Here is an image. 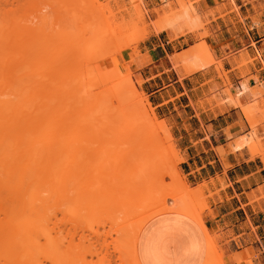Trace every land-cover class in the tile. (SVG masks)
Instances as JSON below:
<instances>
[{"label":"rangeland","instance_id":"obj_1","mask_svg":"<svg viewBox=\"0 0 264 264\" xmlns=\"http://www.w3.org/2000/svg\"><path fill=\"white\" fill-rule=\"evenodd\" d=\"M200 1L201 0H0V10L3 11V13H0L1 20H4L5 17L8 19H5L6 24H2L3 27H6L7 21L10 22L6 27L7 29L4 28V32L2 31L4 35V45L7 44L3 46V52L6 48L4 55H8H5L6 57L4 56V60H8V63L11 61L9 65L13 67L9 69L13 73H17V70H19L21 74L22 71L27 69V65L24 67L22 64L24 62L25 64H29L28 68H30V72H25H32V75H34L33 78H35V85H37L39 76L45 77V85L43 91L40 90V92L45 94L46 89L47 93L45 95H50L52 92L54 95V98L50 99L51 102L49 100L51 104L49 103L50 105L47 107L45 113V117L48 121L52 119V116L56 113L55 111L63 106L64 103H72L76 100H78V103L79 100H82V96L86 98V96L89 97L92 95L91 92L97 94L100 90H105L101 92L103 93L101 96H104L103 98L106 97L104 101L107 99L108 101L106 102L109 104L107 105L111 106V108L117 107V102L119 100L116 101L115 97L119 92H124L125 97L128 96V99L132 94L131 97L135 96L132 102L135 101L134 106H136V109L133 110V103L130 104V100H128L130 101L128 104L131 106L133 113L135 112V117L138 113L141 115V117L138 115L140 117V119L138 118L139 120H137L139 126L135 129H130L122 122L110 121L101 124L95 123V125H93L94 123H89L88 125L87 123H83L79 126H77L78 123L72 122L65 127V129H75L78 127L80 130L78 131L79 133L76 139L71 138L72 140L70 139V142L68 141L69 139H66L67 137L65 139L62 138L66 143L61 142L62 139L59 140L60 142L47 139L48 141L43 143L45 148L43 146H40L39 149L38 147L35 148L37 153L34 156L40 155V152L42 155V152L46 151L42 149H47L48 153L45 154L43 152L44 155H42V157L38 156L41 158H39L38 162L36 160L33 161L35 162L34 168H36L37 171L34 169L36 173H33V176L30 175L33 179H27V181L30 180L29 183L27 182L29 187L24 186L25 189H23L24 187H17L15 190L13 188V190L19 193L25 190L22 194L26 191H30L26 190V188L33 189L34 192L35 190H39V194L36 193L39 196L35 195L38 198L33 202V204L35 203L39 207V209H36L35 206H33L38 214H34L37 212L34 211L33 213V207H29L30 209H24L26 213L27 210H30L29 214L22 213V217L18 216L22 219L24 215H27L24 217L25 219L23 218L24 221L22 219L23 222L18 218V222L15 223L13 221L15 224L20 222L22 225L13 226V223V225H11V223H8L9 221H6L9 224L8 226L7 223L4 222L6 219H10L8 215H5L8 209L6 211L4 210L9 206L6 205L9 202H4L9 199V196H12L11 193L14 194L16 192H12L10 189L9 191L7 190L8 192L6 191L7 194H5L4 197L6 196L7 198L3 197L5 200L3 199L4 201L1 200L0 202V210L2 211L4 209L0 213V217L4 219L3 217L7 216L3 222L0 219V222L6 224V228L2 225L0 229L2 230L0 231V237H2L0 239V264H131V256L127 251V234L129 227L122 233H112L111 236L107 238V243H103L100 237L102 236L101 233L103 229L102 219L104 217L103 212H105L103 211L104 206L110 201L112 202V200L115 201L118 199L119 195L122 197L121 199H123V194L127 193L126 190L129 189H131V191L133 189L132 195L135 208L143 201L148 202L151 207L163 205L169 207L178 203L192 206L194 210L199 213L201 218L203 217V212L207 208L206 196L203 194L200 186L192 188L183 175L180 169V163L183 161V158L179 145L175 142L173 137L171 138L168 125L157 116L147 96L140 89L141 79H135L133 70L128 66L130 64L129 60L137 51L138 45L143 43L151 34H159L161 39L164 38L172 42L181 35L196 33L198 36L197 42L193 46H189L180 53L171 56V61L174 56L177 58L176 63L172 61L174 68L180 72L181 75H192L195 72H206L209 67L213 66L216 73L215 76H211L209 73L201 74L198 76L200 79L199 82H202L203 86H208L214 78H224V92L227 94L228 102L233 104L234 101H237V95L240 89H236L235 96L231 95V84L228 81L227 72L223 69L221 60L216 59L212 47L206 41L209 33L205 29V25L209 23V19L205 13L203 14L201 12L204 7ZM122 15L125 16V22H128V25H126L129 27L124 33V36L131 39L133 42L129 44L127 49H122V47H120L121 49L118 48V50H120L118 51L116 47L113 46V42H115L116 39L110 41L108 39L109 34L104 35L103 33H109L108 31L110 30L112 32L113 29L119 25ZM13 18L15 19L14 21L16 23L14 24L16 25L11 23ZM129 22L131 24H129ZM153 25H158L160 28L158 33H152ZM5 33L7 34L5 35ZM106 40L108 41L104 43ZM204 42L207 44V48L200 50L199 46L204 44ZM108 44H110V46ZM104 45L105 48H109L113 63L112 59H109L110 52L108 50L104 51V53L106 52L108 55L103 52L101 53V49ZM8 46L9 48H7ZM97 47H100V49ZM95 48H97L96 52L92 50ZM89 49H91V51H89ZM110 49L113 50V52ZM9 50L11 51L9 52ZM98 53L101 54L98 55ZM211 54L213 58H211ZM122 55L125 56L123 57ZM11 56L14 60L11 59ZM107 59L111 60L110 69H114L113 73H111V76L113 75L112 81L105 79L111 78L106 74L109 73L107 71L109 70L108 65H110L109 63L107 65ZM196 61H201V64H203L202 67L195 72L187 74L182 73L184 65H191ZM18 62L21 63V66ZM246 63L247 61L243 60L240 65ZM16 64L17 66H15ZM114 65L115 67L113 68ZM106 66L107 71L105 70L104 73L102 69H106ZM98 70L100 72H98ZM91 72L94 73L91 74ZM95 73L98 74V76H101L99 75L100 73L103 75L106 74L104 76L105 78L102 75L104 80L101 77L99 78L100 81L96 82L95 79H98V77L94 76ZM79 77L85 78H83V82L87 81L89 78L96 77L93 79L97 84L100 82L98 85H101V83L104 84V81L108 84H104L105 86L102 84L101 87L98 86L99 88L94 84L96 87L94 88V86L91 85L92 79L91 82L89 81L90 84L85 82V84L83 83L84 85H81L86 86V89L88 85H91L92 89L90 91L87 90V94L85 92L81 94L80 91L76 93L77 90L74 87H77V82H81L82 80H78ZM114 81L117 82L115 83ZM130 83L131 85L133 84V86H131ZM111 84H113L112 86L115 90H119L118 93L115 91L111 93L110 90L112 87L106 92L108 89L106 87H109ZM116 84H119L117 85L118 87H116ZM65 91L68 94H65ZM128 92L131 94H128ZM89 93L91 95H89ZM120 93L118 94L119 96L122 95H120ZM76 96L79 99L75 98ZM126 100L122 99V101ZM246 100L247 101H244V103L240 102V105L238 103L246 126L242 134V142L236 145V149H242L248 146L246 147L247 153L250 154L252 152V156H248L247 159L256 158L259 161L258 164L263 166L264 89L261 86L259 88H254L251 91L250 97ZM77 105L79 106L80 104L78 103ZM115 113H117V108L115 109ZM73 114L75 113L69 115L72 116ZM106 116L109 115L107 114ZM106 116L104 115L105 118H107ZM113 116H116V114ZM142 117L144 118L143 120ZM58 120L59 119H57V121ZM48 127L49 131L50 128L55 130L57 123L56 125L49 124ZM56 130L54 132H56ZM59 130L60 128H58V131ZM233 141L228 142L221 148L227 147L228 153H234L235 151H233V147L230 144ZM77 148H81V150L77 151ZM33 153H35V151ZM46 158L48 159L46 162L47 166H41L42 168L45 167L44 170H42V168L39 169L40 167L37 168L41 164L44 165L46 161L44 159ZM24 159L22 160L23 163L28 162L26 161L27 159L25 161ZM14 165L15 164L12 163L11 166ZM126 168L127 171L125 170ZM136 168L140 169V172L137 173L141 175L140 178H142V180H140L142 182L138 179L139 176L137 178L135 173L138 182H136L135 176L133 175L132 177H134L133 180L135 185L127 189L124 187V184L122 185V183H125L124 181L126 179L121 182V176H124V174L128 172L129 173L126 175H131L130 172H135ZM143 173H145V175ZM35 175L38 177L40 176L41 182L34 177ZM98 175L99 178H97ZM130 177L128 176V180ZM90 178L92 181H90ZM103 178L105 181L102 180ZM35 179L37 183H35ZM117 179H119V181ZM3 181L5 182V180ZM13 181H15V178L12 182ZM96 182L98 183L95 184ZM116 185L118 186L114 187ZM123 187L126 190L123 189ZM185 188L189 190V195H191L189 198L188 196L183 197L182 191ZM115 189L117 192H115ZM1 191H3V186L0 188V198L3 196ZM33 191L30 192L34 193ZM113 192H115L118 197ZM28 194L30 193L28 192ZM34 197L32 198L35 199L36 197ZM110 197L112 198L111 200ZM11 198L10 201L12 200ZM163 198H165V200ZM106 199H109V202H107L108 200ZM111 202L109 205L113 204ZM4 204L6 208H4L5 206L3 207ZM96 206L98 207L96 208ZM127 207L128 205L124 202L111 205V210H109L111 211V226L113 229H115L117 223H121L128 218L125 216ZM9 211L10 210H8V212ZM12 218H14L13 215L11 216V219ZM31 219L33 220L32 228V223L28 222L30 227H28L26 233L24 225L27 223V220L30 221ZM132 221L133 218L130 217L127 220V222ZM29 228H31V231H29ZM206 235L209 236L208 234ZM208 254L212 256L209 258V264H218L219 257H224L218 245L208 250ZM119 257H122V259H119Z\"/></svg>","mask_w":264,"mask_h":264},{"label":"crops","instance_id":"obj_2","mask_svg":"<svg viewBox=\"0 0 264 264\" xmlns=\"http://www.w3.org/2000/svg\"><path fill=\"white\" fill-rule=\"evenodd\" d=\"M200 3L209 19L206 41L227 72L231 95L240 89L237 101L228 102L224 78L216 77L208 86L199 82L201 74L215 76L213 66L192 75L174 68L171 56L193 46L196 33L172 42L151 34L138 45L128 66L179 145L183 175L206 196L203 222L223 258L229 264H264V164L247 159L252 156L248 146L236 149L246 126L238 106L254 88L264 89V0ZM243 60L247 63L240 65ZM230 141L234 153L221 148ZM149 220L136 240L139 264L205 263L207 235L193 219L164 213Z\"/></svg>","mask_w":264,"mask_h":264},{"label":"bare ground","instance_id":"obj_3","mask_svg":"<svg viewBox=\"0 0 264 264\" xmlns=\"http://www.w3.org/2000/svg\"><path fill=\"white\" fill-rule=\"evenodd\" d=\"M0 13H3V11H1L0 10ZM3 15V14H2ZM3 17V16H2ZM4 18V17H3ZM2 18V19H3ZM5 19L6 20H8L6 17H5ZM1 20V17H0V185H2L3 186V191H4V193H3V191H1L2 192V197L0 198V202H1V200H3L5 197H4V195L5 194H7V192L9 191V189H10V191H12V192H16V193H11V197L9 196V199H7L4 203H7V202H9V203H7L6 205L8 206L7 208H6V206H5V204L3 205V207L4 208H6L4 211H6L7 209L8 210H10L9 212H8V210L6 211V214L5 215H8L9 217L8 218H10V219H6L5 220V217H7V216H5V217H3L4 219H1V217H0V219L2 220V222H3V220H5L4 222L5 223H7L6 221H9L8 223H11V225H13V226H19V225H22V224H20V222L19 223H17V224H15L16 222H18L19 220H17V218L18 219H20L19 217H22L23 216V214L24 213H26V209H28L29 207L30 208H32L33 206H35V208L36 209H39V207L37 206V204H33V202H35V200L38 198V197H36L35 195H37V196H39L38 194V191H36L35 190V192L33 191V189L31 190V189H27L26 188V190H30V191H33L34 193H32V192H30V191H26L24 194H22L25 190H23V192L21 191L20 193L18 192V191H14L17 187H19V188H22V187H24V186H27V187H29L27 184L29 183V181L31 180V179H33V177H31L30 175H32L33 173H36V172H34V169L36 170V168H34V165H35V162H33V161H39V158L40 157H38V156H41L42 157V155H44L43 154V152L46 154V153H48L47 152V149H42V150H46V151H43L42 152V155H41V152H40V155H37V156H34V155H36V153H37V150L35 149L36 147H38V149H39V147L40 146H43V143H46L48 140L47 139H53V140H56V142H60L59 140H61L62 138L63 139H65L66 137V139H69L68 141H70V139L72 138V139H76V137H77V135H78V131L80 130V129H78V127H76L75 129L73 128V129H68V130H66L65 129V127H67L68 125H70V123H72V122H76V123H78V125L77 126H79L80 124H83V123H87V125L89 124V123H91V124H93V125H95V123H108V122H122L123 124H126L130 129H135L136 127H138L139 125H138V121L137 120H139L140 119V117H141V115L138 113H136L137 115H136V117L134 116L135 114V112L133 113V110H135L136 109V106H134L135 104H134V102H132V99L135 97L134 95V97H131L132 96V94L131 93H129L128 92V94H131V96L129 97V99H128V96L127 97H125V93L123 92V93H120L119 92V90L116 88V87H118L117 85H119V84H116V89L117 90H115L114 88H113V84H111L109 87H106V88H108L107 90H106V92L107 91H109V89L111 88V93H113L114 91L115 92H119L120 93V95L121 96H119L118 94H117V96H119V97H115L116 98V101L117 100H119L117 103H118V105H117V107L115 106V107H112L111 108V106H108L109 104L106 102V101H108L107 99H106V101H104L105 100V98H103L104 96H101L103 93H101L102 91H105V90H100L97 94L94 92V93H92L91 92V94L89 93V95H91V96H86V98L84 97L83 98V96H82V100L80 101L79 100V106L77 105L78 103H77V101L78 100H76V101H73L72 103L70 102V103H67V104H63V106H61L58 110H56L55 112L56 113H54V115L52 116V119L50 120V121H48L47 120V118L45 117V113H46V110H47V107H49V105L51 104L50 102H51V100L50 99H53L54 97V95H53V92H52V94H48V95H45L47 92H46V89H45V94L43 93V92H40V90H42L43 91V88H44V85H45V77L44 76H39L38 77V80H37V85H35V78H33L34 77V75H32V72L31 73H29L30 72V68H28V65L29 64H25V62L22 64L24 67L26 66L27 67V69H25L24 71H22V73L20 74V71L19 70H17V73H13V72H11L10 71V65H9V63L11 62V61H9V63H8V60L6 61V60H4V56L5 55H7V54H5L4 55V52H5V50H6V48H5V50H4V52H3V46H6L7 44H5L4 45V35H3V33H2V31L4 30V28H6L7 26H8V24L10 23L9 21H7V25H6V27L4 26L3 27V25H5L6 23V20ZM15 19L13 18L12 19V21H11V23H16L15 21H14ZM14 21V22H13ZM2 22H4V23H2ZM128 23V22H127ZM126 22H125V16L124 15H122L121 16V19H120V22H119V25L115 28V29H113V31L111 32V30L110 31H108L109 33H107V32H105V33H103L104 35H106V34H109V40L110 41H113V39L115 40L116 39V43L115 42H113L114 43V45L113 46H115L116 47V49L118 50V48L119 49H121L120 47H122V49H127V47L129 46V44L130 43H132L133 41L131 40V39H128V38H126L125 36H124V33L127 31V29L129 28V27H127V24ZM3 24V25H2ZM127 24V25H126ZM129 24H131L130 22H129ZM14 25H16V24H14ZM133 26V25H132ZM12 27H13V25H12ZM108 27V26H107ZM7 29V28H6ZM10 29V28H9ZM13 29H15V28H13ZM109 29V28H108ZM8 31H10V30H8ZM153 31L154 32H156V33H158L159 31H160V28L158 27V25H153ZM4 32V31H3ZM7 32V31H6ZM9 33H13V32H9ZM7 33H5V35H6ZM8 36V35H7ZM100 36V35H99ZM104 37V36H103ZM102 37V38H103ZM124 37V38H123ZM106 39H107V37H106ZM104 40V39H103ZM6 41V40H5ZM9 41V40H8ZM98 41V40H97ZM108 40H106L105 42L104 41H102V42H104V43H106ZM12 42V41H11ZM101 42V43H102ZM136 42V41H135ZM9 44V43H8ZM12 44V43H11ZM14 44V43H13ZM111 44V43H110ZM110 44H108L109 46H110ZM102 45H103V43H102ZM10 46V45H9ZM9 46L7 47V48H9ZM12 46H14V45H12ZM101 46V45H100ZM112 46V47H113ZM111 47V48H112ZM29 48V47H28ZM93 48V47H92ZM97 48H99L100 49V47H97ZM97 48H95V49H92V50H95V52H96V49ZM105 45H104V47L101 49V53L103 52L104 53V51H106V50H108L109 51V48L107 47V48H105ZM204 48H207V44L204 42V44H201L200 46H199V49L201 50H203ZM115 49V50H116ZM12 50V49H11ZM11 50H9V52L11 51ZM111 50V49H110ZM89 51H91V49H89ZM112 52H113V50H111ZM118 51H120V50H118ZM98 52V51H97ZM110 52V51H109ZM117 52V51H116ZM12 53V52H11ZM101 53H98V55L99 54H101ZM106 53V52H105ZM104 53V54H105ZM122 53H124V52H122ZM10 54V53H9ZM14 54V53H13ZM95 55V54H94ZM106 55H108V53H106ZM110 55H112L111 54V52L109 53V57H110ZM114 55V54H113ZM8 56V55H7ZM13 56V55H12ZM11 56V57H12ZM14 56H15V54H14ZM97 56V55H96ZM123 56V55H122ZM125 56V55H124ZM123 56V57H124ZM6 57V56H5ZM99 57V56H98ZM106 57V56H105ZM109 57H107V58H109ZM112 57V56H111ZM109 58V59H112V63H113V58ZM10 58V57H9ZM15 58H16V56H15ZM102 58V57H101ZM126 58V57H125ZM211 58H213V55L211 54ZM11 59H13V57L11 58ZM98 59V58H97ZM109 59H107L108 60V62L106 61V63H107V65H108V63L110 64V65H108V71H107V66H106V69L104 68V69H102L103 71H104V73H105V70L107 71V72H109V73H106L107 74V76H109V77H111V78H109V79H107V78H105L104 76L106 75H103V74H99V75H101V76H98V74H96L95 73V75L94 76H97L98 77V79H95L96 80V82H98V81H100V79L99 78H101L102 77V75H103V77L106 79V80H113L112 79V76H111V73H113V70H111L110 69V66H111V60H109ZM10 60V59H9ZM14 60V59H13ZM20 61V60H19ZM26 61V60H25ZM172 61H173V63H176L177 62V58L174 56L173 58H172ZM202 61V60H201ZM201 61H196L195 63H193V64H188V65H184L183 66V68H182V72L183 73H185V74H187V73H191V72H195V71H197L200 67H202V65L203 64H201ZM13 62V61H12ZM15 62V61H14ZM17 63V62H16ZM18 63H20V62H18ZM21 63H22V61H21ZM21 63H20V66H21ZM28 63V62H27ZM115 63H116V61H115ZM13 64V63H12ZM205 64V63H204ZM19 65V64H18ZM15 66H17V64L15 65ZM13 67V66H12ZM11 67V68H12ZM94 67H95V65H94ZM115 67V65L113 66V68ZM16 68H18V67H16ZM99 68V67H98ZM204 68V67H203ZM20 69V68H19ZM95 69H97V68H95ZM129 69V68H128ZM202 69V68H201ZM99 70H100V68H99ZM98 70V72H100ZM117 70V69H116ZM12 71H13V69H12ZM25 71H29V72H25ZM92 71H94V70H92ZM25 72V73H24ZM97 72V73H98ZM102 72V71H101ZM128 72V71H127ZM27 73H29V74H27ZM94 73V72H93ZM92 72H91V74H93ZM32 76H31V75ZM90 74V75H91ZM114 75H116V74H114ZM126 75V74H125ZM84 76V75H83ZM88 76V75H87ZM92 76V75H91ZM128 76V75H127ZM103 77H102V79H103ZM84 78V77H83ZM83 78H81V77H79V79L78 80H80V79H82L81 80V82L80 81H78L77 82V87H74V88H76V93L78 92V91H80L81 92V94L82 93H86V92H88V91H90L91 89H92V87H91V85H93L94 86V84H96V87H101L102 86V84L103 83H101V85H98L96 82H95V80L93 79V78H96V77H93V78H89V79H87V81H84L83 82ZM113 78H115V77H113ZM85 79V78H84ZM93 79V81L91 82V80ZM116 79V78H115ZM104 80V79H103ZM117 80V79H116ZM128 80V79H127ZM89 81L91 82V85L89 86L88 85V87H87V89H86V86H81V85H84L85 84V82L87 83H89ZM111 81H110V83H111ZM93 82H95V83H93ZM115 82V81H114ZM117 82V81H116ZM115 82V83H116ZM126 82V81H125ZM130 82V81H129ZM84 83V84H83ZM107 83V82H106ZM105 83V81H104V84H106ZM119 83V82H118ZM124 83V82H123ZM128 83V82H127ZM90 84V83H89ZM103 84V85H104ZM108 84V83H107ZM130 85H131V83H130ZM105 86V85H104ZM131 86H133V84L131 85ZM85 87V88H84ZM90 87V88H89ZM95 86H94V88H96ZM98 87V88H99ZM89 88V89H88ZM38 89V90H37ZM114 89V90H113ZM86 90V91H85ZM88 90V91H87ZM121 91V90H120ZM106 92H104V93H106ZM134 92V91H133ZM101 93V94H100ZM65 94H68V93H66V91H65ZM78 94H80V93H78ZM87 94V93H86ZM94 94H96V95H94ZM74 95V94H73ZM96 96V97H95ZM106 96H107V94H106ZM52 97V98H51ZM95 97V98H94ZM122 97V98H121ZM123 97H125V98H123ZM75 98H77V96L75 97ZM74 98V99H75ZM91 98V99H90ZM93 98V99H92ZM119 98V99H118ZM131 98V99H130ZM77 99H79V98H77ZM122 99L124 100H126V101H122ZM139 99V98H138ZM49 100H50V102H49ZM121 100V101H120ZM128 100H130V101H128ZM128 102H130V104H132L133 106H132V108H133V110H132V108H131V106L128 104ZM50 103V104H49ZM125 103V104H124ZM70 104V105H69ZM108 104V105H107ZM128 104V105H127ZM69 105V106H68ZM75 105V106H74ZM115 105V104H114ZM68 106V107H67ZM117 108V113H115V109ZM68 111H71L72 113H75V114H73L72 116L71 115H69V114H72L71 112H68ZM75 111V112H74ZM114 111V112H113ZM111 115L110 117H111V119H110V117L109 116H106V115ZM114 114H116V116H113ZM147 114V113H146ZM75 115V116H74ZM104 115L107 117V118H105L104 117ZM140 117H139V116ZM138 116V117H137ZM70 117H71V119H70ZM74 117V118H73ZM53 118H55V119H53ZM59 119L58 121H57V119ZM137 118V119H136ZM139 118V119H138ZM74 119V120H73ZM144 118L142 117V120H143ZM141 120V121H142ZM54 121V122H53ZM55 121H56V123H57V127L58 128H60V130L58 131V128L56 127L55 128V130H56V132H57V134H56V132H54L55 130L53 129V128H50V131L48 130V125L49 124H55L56 125V123H55ZM60 121V122H59ZM69 121H71V122H69ZM143 122V121H142ZM140 124V123H139ZM78 129V130H77ZM52 130V131H51ZM62 130V131H61ZM66 130V131H65ZM70 135V136H69ZM50 136H51V138H50ZM61 140V142H65V140ZM71 139V140H72ZM58 140V141H57ZM71 142V141H70ZM69 142V143H70ZM66 143V142H65ZM68 143V142H67ZM38 144V145H37ZM44 147V146H43ZM65 147H66V145H65ZM45 148V147H44ZM47 148V147H46ZM78 150H81V148H77V151ZM259 150V149H258ZM35 151V153H33ZM38 154H39V151H38ZM46 156H48V155H46ZM24 158H26V159H24ZM45 158V157H44ZM24 159V161L26 160V161H28V162H24L23 163V160ZM41 159V158H40ZM43 159V158H42ZM44 160H46L45 161V163H44V165H40V166H38L37 168H39V169H41L42 167L41 166H47V164H46V162L48 161V159L46 158V159H44ZM32 162V163H31ZM42 162V161H41ZM12 163H14L15 165L14 166H11L12 165ZM40 163V162H39ZM33 164V165H32ZM38 164V163H37ZM39 165V164H38ZM44 168L45 167H43L42 168V170H44ZM48 168V167H47ZM41 170V171H42ZM47 170V169H46ZM126 171H127V168L125 169ZM132 170V169H131ZM136 171L135 172H130L131 173V175H126V174H128V173H125L124 174V176H121V182H123V180L124 179H126L124 182L125 183H122V185L124 184V187L125 188H131V187H133L135 184V182H134V177H132L133 175L135 176V173H136V175H137V178H138V176H139V180L141 179L142 180V178H140L141 177V175L140 174H138L137 172H140V169L139 168H136L135 169ZM137 170H139V171H137ZM37 171V170H36ZM48 171V170H47ZM102 172H104V171H102ZM175 172V171H174ZM43 173V172H42ZM41 173V174H42ZM46 173H48V172H46ZM45 173V174H46ZM91 173V172H90ZM96 173V172H95ZM38 174V173H37ZM105 174V173H104ZM114 174V173H113ZM141 174H142V172H141ZM144 175H145V173H143ZM175 174V173H174ZM40 175V174H39ZM48 175V174H47ZM90 175H92V174H90ZM101 175V174H100ZM106 175V174H105ZM115 175V174H114ZM30 176V177H29ZM33 176V175H32ZM43 176H44V174H43ZM119 176V177H120ZM128 176L130 177V179L128 180ZM6 177V178H5ZM27 177H29V178H27ZM35 178H37V180L39 181L41 178H39L37 175H35L34 176ZM125 177H127V178H125ZM142 177H143V175H142ZM146 177H147V175H146ZM4 178V179H3ZM14 178H15V181H13L12 182V180H14ZM39 178V179H38ZM97 178H99V175H98V177ZM116 178V177H115ZM118 178V177H117ZM132 178V179H131ZM136 178V176H135V180H136V182H138L137 179ZM7 179V180H6ZM26 179V180H25ZM27 179H30V180H28L27 181ZM43 179V178H42ZM108 179V178H107ZM3 180H5V182L3 181ZM37 180L35 179V183H37ZM102 180H104V178L102 179ZM118 181H119V179H117ZM116 180V181H117ZM140 180V181H141ZM3 181V182H2ZM26 181V182H25ZM43 181V180H42ZM90 181H92L91 180V178H90ZM105 181V180H104ZM111 181V180H110ZM113 181V180H112ZM128 181V182H127ZM28 182V183H27ZM34 182V181H33ZM40 182H41V180H40ZM127 182V183H126ZM142 182V181H141ZM8 183V184H7ZM31 183V182H30ZM35 183H33V184H35ZM90 183H92V182H90ZM98 182H96L95 184H97ZM102 183H104V182H102ZM148 183V182H147ZM12 184V185H11ZM32 184V185H33ZM118 184V183H117ZM139 184V183H138ZM137 184V185H138ZM23 185V186H22ZM107 185V184H106ZM111 185V184H110ZM119 185V184H118ZM118 185H116V186H114V187H117ZM126 185V186H125ZM129 185V186H128ZM147 185H149V184H147ZM2 186H0V188H2ZM34 186V185H33ZM91 186V185H90ZM97 186V185H96ZM103 186V185H102ZM34 187H36V186H34ZM34 187H32V188H34ZM89 187V186H88ZM92 187V186H91ZM98 187V186H97ZM113 187V186H112ZM113 187V188H114ZM123 187V189H125ZM136 187V186H135ZM139 187V186H138ZM13 188H14V190H13ZM95 188V187H94ZM101 188V187H100ZM109 188V187H108ZM111 188V187H110ZM112 188V189H113ZM23 189H25V187L23 188ZM34 189H36V188H34ZM92 189V188H91ZM98 189V188H97ZM111 189V190H112ZM8 190V191H7ZM18 190H20V189H18ZM22 190V189H21ZM126 190V189H125ZM7 191V192H6ZM89 191H91V190H89ZM99 191V190H98ZM113 191V190H112ZM119 191V190H118ZM120 191H121V189H120ZM124 191V190H123ZM127 191V193H124L123 194V199H121L122 197H120V195H119V198L118 199H120V200H118V199H116V200H118V201H114V200H112V202L111 203H115V204H117V203H119V202H124L126 205H128V207H127V210H126V213H125V216L126 217H130V218H133V221L132 222H127V220H128V218L126 219V220H124L123 222H121V223H117V225H116V227H115V229H113V227L111 226V205H113V204H110L109 205V199H106V200H108L107 202H109L107 205H105L104 206V210L103 211H105V212H103V215H104V217H103V219H102V233H101V235L102 236H100L101 237V240H102V242L103 243H107V238L108 237H110L111 236V234L112 233H122L124 230H126V228L127 227H129L128 228V234H127V237H128V244H127V251H128V253L130 254V256H131V264H139V262H138V259H137V257H136V252H135V246H136V240H137V237H138V234H139V231L141 230V228H142V226L149 220V219H151L152 217H154L155 215H159V214H162V213H177V214H181V215H185V216H187V217H190L191 219H193L197 224H199L200 225V227L202 228V230L204 231V233L205 234H208V229H207V227L204 225V223H203V221H202V218H201V216L199 215V213L196 211V210H194V208L192 207V206H188V205H183V204H178V203H175V205H173V206H169V207H166V206H156V207H151L150 205H149V203L148 202H145V201H143V202H141V204H139V206L137 207V208H135L134 207V202H133V189H132V191H131V189H129V190H126ZM189 190H186V188L185 189H183V191H182V193H183V197H187L188 196V198H189V196H191V195H189L190 193L188 192ZM6 192V193H5ZM28 192L31 194V196L32 197H34L35 199H33L31 196H30V194H28ZM102 192V191H101ZM100 192V193H101ZM107 192V191H106ZM115 192H117L116 191V189H115ZM115 192H113V193H115ZM131 192V193H130ZM36 193H38V194H36ZM108 193V192H107ZM142 193V192H141ZM140 193V194H141ZM27 194V195H26ZM99 194V193H98ZM110 194H111V192H110ZM109 194V195H110ZM115 195L118 197V195L115 193ZM122 195V194H121ZM139 195V194H138ZM8 196V195H7ZM105 196V195H104ZM112 196H113V194H112ZM115 196V197H116ZM4 197V198H3ZM89 197H91V196H89ZM114 197V196H113ZM7 198V197H6ZM10 198L12 199L11 201H10ZM31 198H32V202H31ZM109 198V197H108ZM136 198H137V195H136ZM41 199V198H40ZM89 199V198H88ZM112 198L110 197V200H111ZM164 200H165V198H163ZM5 200V199H4ZM3 200V201H4ZM143 200V199H142ZM41 201V200H40ZM10 202H11V205H10ZM106 202V203H107ZM33 204V205H32ZM1 205V204H0ZM11 206H12V208H11ZM38 208H37V207ZM40 206V205H39ZM98 206H96V208H97ZM101 207V206H100ZM1 208V207H0ZM29 208V209H30ZM35 208L33 207V213H34V211L35 212H37V210H35ZM96 208H94V209H96ZM25 209V210H24ZM99 209H101V208H99ZM110 209V210H109ZM2 210V211H3ZM23 210H24V212H23ZM1 210H0V213L2 212ZM30 211V210H29ZM29 211L27 210V213L26 214H29ZM39 211V210H38ZM15 213V214H14ZM16 213H17V215H16ZM23 213V214H22ZM3 214V215H4ZM9 214H11V215H9ZM34 214H38V212L37 213H34ZM13 215V217L14 218H12L11 219V216ZM14 215H16V216H14ZM19 216V217H18ZM27 215H24V217H26ZM32 216V215H31ZM16 217V218H15ZM23 217V218H24ZM22 218V219H23ZM28 218V217H27ZM32 218V217H31ZM22 219H20V221L21 222H23L24 221V219H23V221H22ZM33 219V218H32ZM30 220V221H28L27 220V223L28 222H31L32 224H31V228H32V225H33V220ZM13 221L15 222V223H13ZM150 221V220H149ZM2 222H0V229H1V227H2V225H3V227L4 228H6L5 227V223L3 224ZM7 223V225L9 226V224ZM13 223V224H12ZM27 223H25V225H24V229H25V232L27 233V231H28V227H30V225H29V223H28V225H27ZM144 227V226H143ZM31 228H29V231H31ZM5 230V229H4ZM3 230V231H4ZM0 231H2V230H0ZM1 233V232H0ZM2 235V234H1ZM2 237H0V239H1ZM215 247V244H214V241H213V239L210 237V236H207V243H206V248L208 249V250H210V249H213ZM119 250V249H118ZM122 255H123V253H122ZM124 256V255H123ZM212 256H211V254H207V257H206V261H205V263L204 264H209V258H211ZM119 259H122V257L120 258L119 257ZM218 264H229V260L227 259V258H223V257H219V263Z\"/></svg>","mask_w":264,"mask_h":264}]
</instances>
